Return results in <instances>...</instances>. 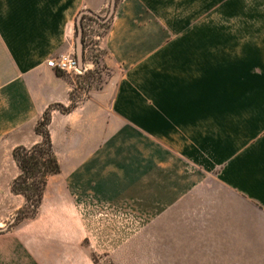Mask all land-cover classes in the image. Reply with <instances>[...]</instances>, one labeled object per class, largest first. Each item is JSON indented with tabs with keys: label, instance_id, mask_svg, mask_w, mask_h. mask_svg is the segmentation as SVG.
Returning a JSON list of instances; mask_svg holds the SVG:
<instances>
[{
	"label": "crops",
	"instance_id": "0c3cea01",
	"mask_svg": "<svg viewBox=\"0 0 264 264\" xmlns=\"http://www.w3.org/2000/svg\"><path fill=\"white\" fill-rule=\"evenodd\" d=\"M110 4L0 0L2 208L27 204L12 191L14 149L40 143L44 112L73 102L48 61L75 55L81 13ZM101 47L108 79L52 110L61 171L19 241L34 252L106 234L127 250L136 235L140 264H264V0H119ZM104 204L143 225L99 227Z\"/></svg>",
	"mask_w": 264,
	"mask_h": 264
},
{
	"label": "rangeland",
	"instance_id": "374dc122",
	"mask_svg": "<svg viewBox=\"0 0 264 264\" xmlns=\"http://www.w3.org/2000/svg\"><path fill=\"white\" fill-rule=\"evenodd\" d=\"M110 7L111 4L104 16H99L101 18L107 17L110 13ZM112 19L113 15L107 20L110 22L105 27L97 21L86 19L84 21V41L81 26L83 49H85L83 53L84 55L87 53L89 62L93 61L95 63L94 68L89 69L82 75L58 71L68 75L73 81L74 88L71 93L73 102L68 107L71 110L76 102L88 96L89 90L100 88L111 74V70L103 61L105 50L101 47V42L111 27ZM77 36L78 33L76 32L75 39ZM75 56H77V52ZM56 105H53L52 108L62 111L61 107ZM18 204L9 203L8 207L3 204L4 208L0 204V264H140L137 256L138 237L136 235L129 237V241L125 242L124 247L127 250H121V240H111L112 236L99 234L97 238L83 237L81 242H76V244L67 242L64 248V244L60 240L50 238L51 241L45 243L47 245L44 247L38 245L39 250L28 251L24 244L19 241V238L21 240L25 239V228L23 226L21 229L20 225L28 218L18 219V213L21 209L30 213V207L26 204L20 210H11ZM95 212L94 217H96L99 227L102 225H119L127 228L133 234L144 223L143 218L139 217L138 212L132 208H118L104 204L96 206ZM145 223L148 224L149 221L146 220ZM38 239L40 240V238ZM39 243H42V241L40 240Z\"/></svg>",
	"mask_w": 264,
	"mask_h": 264
},
{
	"label": "trees",
	"instance_id": "16d2710c",
	"mask_svg": "<svg viewBox=\"0 0 264 264\" xmlns=\"http://www.w3.org/2000/svg\"><path fill=\"white\" fill-rule=\"evenodd\" d=\"M91 19L99 22L103 27L108 25L110 21H101L100 18L83 14L81 16V26L83 28L84 41V21ZM79 31L78 20L76 22V32ZM59 74H64L59 72ZM60 106L63 112H68L71 108L64 105ZM49 107L43 114V117L38 122L36 131L43 140L32 147L18 146L13 151V156L20 169V174L12 183V191L16 194H22L27 199V204L30 207V213L21 209L18 213V219L33 217L36 215L38 208L42 202L44 191L50 175L57 174L61 171L60 163L54 151L53 141L49 125L52 118V108Z\"/></svg>",
	"mask_w": 264,
	"mask_h": 264
},
{
	"label": "built area",
	"instance_id": "2783aa9c",
	"mask_svg": "<svg viewBox=\"0 0 264 264\" xmlns=\"http://www.w3.org/2000/svg\"><path fill=\"white\" fill-rule=\"evenodd\" d=\"M48 65L66 72L67 74H79L82 75L92 68V63L85 60L83 65H81L77 56H62L48 61Z\"/></svg>",
	"mask_w": 264,
	"mask_h": 264
},
{
	"label": "water",
	"instance_id": "95a60500",
	"mask_svg": "<svg viewBox=\"0 0 264 264\" xmlns=\"http://www.w3.org/2000/svg\"><path fill=\"white\" fill-rule=\"evenodd\" d=\"M116 4H117V0H112L111 2V7H110V13L107 17L105 18H101L99 15H97L96 13H93L92 11L89 10H85L81 13V15L78 18V25H79V31H78V36L76 38V47H77V57L81 63V65H83L85 58H84V49H83V42H82V28H81V16L83 14H90V15H94L98 18H100L101 21H107L115 12V8H116ZM2 230V229H1Z\"/></svg>",
	"mask_w": 264,
	"mask_h": 264
}]
</instances>
